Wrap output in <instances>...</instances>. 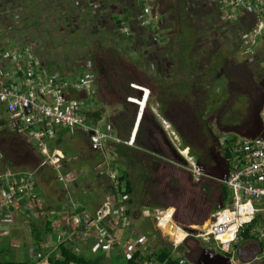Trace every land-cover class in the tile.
I'll list each match as a JSON object with an SVG mask.
<instances>
[{
    "label": "crops",
    "instance_id": "0c3cea01",
    "mask_svg": "<svg viewBox=\"0 0 264 264\" xmlns=\"http://www.w3.org/2000/svg\"><path fill=\"white\" fill-rule=\"evenodd\" d=\"M77 1L97 2V0ZM208 1L210 2L211 0ZM1 2H3V0H0V3ZM9 2L11 3V1ZM138 2L142 3L141 0H106L101 4L98 1L99 8L97 9V11H95V13L98 14V20L100 23H102V19L104 20V23H102L103 25L110 24L114 21L116 26L115 20H122L123 24L126 27V32L131 34L129 37H136L138 35H142L143 32L147 33L150 30L153 34L152 31H155L153 29L154 24H148L149 16L146 12L145 14L142 12V8L139 7ZM211 2L212 4H210L212 6H215L220 10V14L223 20L228 25L234 26V29L237 28L241 21H252L254 17H258L263 21L260 22V20L257 19V23L260 22L259 25L262 23V30L260 31V33H264V12L261 15H257L252 11L240 10L237 12L239 13V17L237 19H233L231 16L227 15H231L233 13L232 9H228L226 5H219L216 1ZM13 3H19L20 7L17 9L13 8V11L16 13L17 17L19 16L20 18H22L24 16V11H22L23 9H21V1L13 0ZM100 5L103 6L101 7ZM10 6L11 5H8L7 7L10 8ZM85 9L86 10L81 11L79 17H90L91 15H93L94 8L86 7ZM225 12L227 14H225ZM259 25L257 24V26L251 33L258 29ZM15 27H17V25L12 19V14H6V12H2V9L0 8V65L6 71L9 70V67L12 68V71L10 73L4 72V82H15L20 84L22 82V79L28 75L27 72H25L26 62L22 54L31 45L28 39L30 37L29 33L32 32V30L26 29L24 26H22L20 30H17ZM158 28L160 29V27ZM250 38L251 37H249V39L243 43V46L244 44L251 42L250 45H253L250 46L252 49V54H254L255 52L258 54H262L261 51L263 50L264 43L262 50L258 51V38L256 40H252V38ZM39 45L42 48L44 47L45 42L41 40ZM169 48L170 46L168 47V45H166L164 47V51L165 49ZM252 54L251 59H247L249 62L248 64H253L252 61L254 59V55L252 56ZM36 57V61L38 62L37 64L40 65L41 68L46 69V66L49 67V69L54 68L44 61V57H42V55ZM15 58L17 60L15 63H13V60ZM208 63L210 64V62ZM152 67L149 66V69H153ZM79 70L81 75L83 70L82 68H80ZM57 71L62 74L60 75L61 77H72L73 81H76V78H74L71 74L67 75L62 70ZM170 93L166 95L167 98L175 97L177 99H181L186 95ZM188 94L191 95V93ZM70 98H75L76 100L85 102L91 107V111L96 108H101L103 111L105 110L98 99L97 101H95V99L91 98V96L85 91L71 92ZM87 99H89L90 101H87ZM146 111L148 113L147 115L144 114L145 117H143L145 121L143 132H140V135L136 137V140L132 145L128 144L130 148H136L130 151L131 155L136 159L134 161L130 159L129 166H127V169H129L130 181L134 189V193L131 196H126L120 192L118 186L119 182L116 184V181L114 180V173L118 178L119 168L124 167V165L122 164L124 161L123 157L117 155L118 161L121 163L120 166L117 165L118 167H113L114 170H104V168L107 166L108 157L105 156V158L102 159L99 155L102 152L92 150L90 139L87 134L81 131H77L75 133L66 132L64 128H58L55 136L52 137L48 143L53 160V163H49L46 156L40 152L36 144L33 143L26 134H24L20 130L11 128L9 122V114L6 111V107L0 104V144L5 146L9 145V138L21 139L22 141L33 147V149L37 153L35 158L39 159V163L42 162L40 165L38 164L39 168L35 172H32L30 170L13 171L7 168V162L4 160L3 156L0 155V172H18L23 174L34 173L35 187L33 188V194H31L30 197L25 196L20 197L18 200L14 199V204H12L9 208L0 210V228L5 229L3 230V232H1L2 235L9 234L12 230H16L17 227L20 230L25 227L27 228L28 236H31V243L30 241L26 242L22 239L18 242L17 245H13L11 240V244L13 246H16L15 248L20 247L22 249L21 253H24L23 256L27 257L32 262H35L34 259H38L37 264L39 263V260L43 258V263L45 264L49 262V259L59 257V254L57 253L60 244L68 243L70 239H81L88 241L90 240L89 242L92 243L91 245L97 243L98 253L92 254L91 257L104 256L105 258H109L105 256V251H103L100 239V237L103 236L107 238L108 235H110L114 239V244L112 246V248H114L112 249V251L116 248V246H118V249H115V253H120V251L125 250V248L127 247L126 245H128L130 246L129 250L132 253V256L139 251L142 252L141 254L143 256L153 255L158 249L154 253H150L148 250L150 246L139 240V235H144V233H142L135 227V221H137L140 227L144 228L145 226H150L149 223L144 220L147 218L152 223V226H154V213L160 211L163 208L158 207L161 204H149L145 197L148 198L149 195L155 194L157 195L158 200L159 197L160 199L162 198L164 200H168V198L171 197L163 191V187H161L160 185L161 182H156L154 184L155 187L151 189V192L145 194L148 183L146 182L145 184H143L142 179L144 178V175L145 177L149 175L148 168L150 166V163H152V161L156 157H159L164 161L158 167L156 172V176L159 179L161 175H163V172L167 170V155L168 148L170 147L176 157L175 162L172 163H174L176 166L174 169L169 170L172 172L171 174L173 178H179V169H186V166H184L186 164V160L184 158V154L181 151L188 150L190 154L194 156L195 160L204 168L205 172L207 173L205 176L211 177L213 179H222L223 176H226L228 173L230 174V168L232 167V164L230 163L228 156L224 152V144L221 143L220 138L223 135L227 134L232 136L241 135L247 138H254V136H258L261 133L262 123L261 125L259 124L256 128H253L250 131L246 128H243L242 126V129L235 131L232 130L233 132L225 131L224 133H220L219 131H217V133H214V129L218 128L219 125L217 127L214 126L215 128L212 127V133H210L211 131L207 133L208 136H206V144L208 141H215L219 149V154L215 155L213 152H211L210 146L209 150H207L209 153L208 156L210 157V160H208L212 161L210 165L205 162L208 161L204 154L205 148L199 150L200 152H198L196 150L197 148L185 139L184 134L177 127H172L169 139H166L157 130H155L154 133V124L161 125L162 123L164 128L167 126L164 123L167 120L164 119L162 113L160 112L159 100L155 102H148ZM149 115L151 116V120L147 121V117H149ZM108 120V115H104V119L100 121L99 125L101 127H111ZM244 123L247 124L248 122ZM231 125L232 128H237L240 126L236 123H233ZM111 130L113 133L117 134L114 129L111 128ZM203 131L205 132V129ZM66 140L68 141V144L65 142ZM63 142H65L67 146L72 145L76 147V150L71 152V154H67L64 149L60 148L63 145ZM84 143L87 144L88 149L92 150L93 152L84 156L81 153L79 156L73 155L76 153V151H79L80 144L83 145ZM136 143H139L142 148L135 146ZM185 145H187L186 148ZM216 145L215 149L217 151ZM150 147L158 148L159 152L156 153L154 150H150ZM208 147L209 146H207V148ZM101 155L104 156L103 154ZM218 157L219 159H217ZM220 158H223L222 161H220ZM142 159H144V163L146 166L144 173H142V170L138 169L141 166ZM37 160L33 161L36 162ZM60 162V168H62L63 170H60L59 167L56 166V164ZM3 166H6V168H3ZM85 167H88L90 171L87 172L85 170ZM210 168H213L212 172H210ZM26 169H30V167ZM86 173H93L95 175V180L91 181L93 178L91 175L88 177H84ZM2 175L3 174H0L1 177ZM60 177L67 178V181H62ZM223 184H225L224 181H222L221 186ZM115 189L116 192L114 191ZM6 190H8L7 182L4 181V178H0V199L3 198L4 192ZM92 194H94L95 197H91ZM219 196L222 200L221 204L219 205L220 208L224 204L223 196L220 192ZM261 205H264V201ZM123 206H126L128 208V211L125 212ZM152 210L153 212H151ZM174 210L176 219L177 208H174ZM148 212L151 213L148 214ZM186 216L187 213L182 214V217ZM16 217L20 220L17 225L15 223ZM77 217L80 218V222L76 219ZM258 218L261 220L260 222H264V210H261L259 212ZM44 219L47 220L45 224L43 223ZM173 224L175 225V227H178V225H180L178 221L173 222ZM34 225L37 226L38 232L43 234V241L41 243H38L34 237L35 234L32 229ZM47 225H50V227L52 226V231L48 234H44ZM178 232L179 230L177 229L173 231V241L176 240V235ZM43 244L44 246L45 244H48L49 247L44 248ZM166 245L170 247L169 242H167ZM235 246H238L236 248L237 250L240 246H247V250H244V252H250L254 249L258 251L261 246L262 253H264V246L256 239L244 240L241 237L238 243H235ZM3 247L4 245L0 244V252L4 251ZM181 247L179 251L181 250ZM99 248L102 249L103 255L99 254ZM48 249L51 251H49ZM27 251L29 252V254ZM48 251L50 252V254L48 253ZM8 253L9 251H7L5 255H8ZM121 255H123V252H121ZM259 257L252 264H264V254H261ZM108 260V264H111L110 259ZM105 264H107V262ZM143 264H153V262L146 260Z\"/></svg>",
    "mask_w": 264,
    "mask_h": 264
},
{
    "label": "trees",
    "instance_id": "16d2710c",
    "mask_svg": "<svg viewBox=\"0 0 264 264\" xmlns=\"http://www.w3.org/2000/svg\"><path fill=\"white\" fill-rule=\"evenodd\" d=\"M20 1L22 3L21 9L24 11L22 18L17 17L13 11V8L17 9L20 7L19 3H13V0H3L0 3V8L2 12L5 11L6 14H12V19L17 25L15 27L17 30H20L22 26L32 30L29 33L30 37L28 39L31 45L26 51H31L34 55L36 54L35 56L42 55L44 61L48 65H51V67H54L53 69H49L46 66V70L59 76L62 74L57 71L59 70L58 66L65 63V60H70V63L64 66L66 68L64 72L67 75L71 74L74 78H77L76 75L80 73L79 69L81 67H92L96 76L95 86L98 90L99 102L103 103L100 98L101 92L104 98L122 106V109L116 115H112L111 118L109 117L111 128L114 129L118 136L121 133L120 137L122 140L134 143L136 137L140 135V132H143L145 125L143 118L145 117V106L142 102L144 99L143 94L141 95V92L135 88V83L132 82L131 69L125 64V54L129 51L140 53L143 50L141 56H145L147 59L144 60L145 65L148 63L150 65L152 63L151 61H155L160 65L156 67L158 70L156 77L162 76V73L165 71L167 75L171 76L173 65L169 64L167 58L172 60V62H175V59L174 57L165 55L163 45L157 46L155 40H158V34H152L151 30L147 34L145 33L146 35L142 37H146L147 39L144 41L145 45H143L142 43L134 42V37H129L131 34L125 32L126 27L122 20H115L116 26L114 28L103 25L99 22L98 14L95 11L99 8L98 1L101 4L106 0H97V2H79L77 0ZM138 3L139 7L142 8V12L145 14V3ZM174 3L166 11H161V23L159 27L162 31L175 30L177 28L173 33L176 34L178 45L182 49L178 55L181 59H185L186 64L184 65L189 72L188 75H191L194 80L192 82L184 81L178 84L177 88L172 89V93H169L175 94V90L177 89L181 91L189 88L195 91L200 84L197 78L210 71V75L208 76H212V81L216 80L211 86L210 81L205 90L208 93V90L216 84V87L220 89V93L218 100L217 95L208 99L209 104L213 100H216L214 102H225L224 100L228 97L229 90L230 94L234 91L238 92V99L240 98V100L248 98L253 101L254 110L260 112L263 109L264 103V47L263 50L261 49L262 54L256 52L252 54V56L254 55L253 61L251 60L252 65H248V61L247 63H239L240 61L235 57V53L242 49L243 43L249 39V33L259 24L257 23V19L260 20V18L254 17L252 21H241L237 28L234 29V26L228 25L223 20L220 10L212 6L211 1L175 0ZM8 5H11L10 8L7 7ZM85 6L94 8L93 15L90 17H79L81 11L86 10ZM100 6L102 7L103 5ZM174 16L176 18H173ZM185 39H188V41H184ZM41 40L45 42L42 48L39 45ZM222 45L223 47L228 45L226 53L220 52ZM190 51L193 52V57L190 55ZM230 54L235 58L237 63L229 58ZM194 56H198V58L194 59ZM208 61H212V64L209 70L206 71L205 68ZM227 65L232 67L233 72L243 67L248 68L247 74H250L251 78L250 82H247V87L241 89L240 84L235 83L236 80L234 78H232L230 85L226 84L227 79L222 74V71ZM220 75L222 79H220ZM257 89H260L263 94L261 98L256 97L255 91ZM257 100H259L258 104L256 103ZM243 103L249 104L247 101H243ZM214 105L216 106L215 103ZM87 116L88 121L98 124L104 119V111L101 108H96L92 110V113H88ZM240 119L243 120V116L235 117L232 120L241 122ZM65 131L70 132L66 128ZM135 146L142 148L139 143H136ZM109 147L115 148V153L124 158L122 163L124 167L119 168L118 171V186L123 195L131 196L134 193V189L130 181L127 166H129L130 159L133 161L136 159L130 152L136 148H130L129 145L124 143H110ZM229 155V157H233L231 153ZM163 162L159 157H156L150 163L148 168L149 175L146 177L144 175L142 179L143 184L148 183L145 194L151 192L153 188L151 185H153L156 179L157 169ZM138 169L142 170V173L145 172L146 166L144 159H142L141 166ZM212 187L214 185L202 183L201 188L206 197H209V192ZM114 191L116 192V189ZM218 192L223 196L224 205L228 201H231L229 199L231 192L225 184L219 187ZM218 210L219 206L216 207V211ZM260 221L258 218L252 224L246 226L240 234L241 237L244 240L256 239L252 230ZM33 228L36 229L34 232L36 241L41 243L43 241V234L38 232L37 226L34 225ZM51 231L52 226L47 225L44 234H48ZM161 242L163 243L162 248L158 249L153 255L143 256L141 254L142 252L139 251L125 263L120 264H143L146 260L153 262V264H190L186 258L175 256L172 248L167 246L165 242ZM5 254L0 257V264H32V261L28 258L25 261H19ZM57 254H59V257L49 259V262L45 264H105L109 262L104 256L87 257L84 254H77L75 250L69 247L68 243L60 244ZM38 264H44L43 258L39 260Z\"/></svg>",
    "mask_w": 264,
    "mask_h": 264
},
{
    "label": "built area",
    "instance_id": "2783aa9c",
    "mask_svg": "<svg viewBox=\"0 0 264 264\" xmlns=\"http://www.w3.org/2000/svg\"><path fill=\"white\" fill-rule=\"evenodd\" d=\"M141 1L145 3L146 13L149 16L148 24L159 22L160 14L158 9L153 6L154 0ZM211 1H216L219 5H226L228 9H232L231 15L226 12L225 14L233 19L239 17L237 12L240 10L252 11L257 15L264 12V0ZM261 24H258V29L254 31L259 36L262 30ZM22 55L25 58V72L28 75L22 79L20 84L4 82V72L10 73L12 68L9 67V70L6 71L0 65V104L6 107L11 128L26 134L36 144L40 152L46 156L49 163H53V160L48 143L55 136L58 128L69 129L71 133L81 131L87 134L94 151L103 152L108 143L133 144L122 140L112 132L111 127H109L110 129L101 127L100 123L94 124L88 121L87 114L92 113L91 107L83 101L70 98L71 92L85 91L97 101L96 76L92 67H83L82 74L76 75V81H73L72 77H61L41 68L37 64L36 56L31 51H24ZM16 60L15 58L13 63ZM164 123L169 126L166 121ZM220 141L224 144V152L232 164L230 174L224 181L231 191V201L220 207L213 215L209 226L191 229L182 228L178 225V228L185 233V237L180 241L174 240L170 243L175 256L178 255V250L189 237L199 239L203 243L213 239L218 243L222 252L233 256L237 252L238 246H235V243L240 240L242 230L256 221L259 212L264 210V205H261L264 201V118H262L261 133L258 136L247 138L241 135L227 134L223 135ZM181 152L186 160L184 166L194 178L199 180L205 175L204 168L188 150ZM229 153L233 155L232 158L229 157ZM1 174L3 175L0 178H4V181L7 182L8 190L0 199V210L9 208L14 204V199L30 197L33 194L34 173L6 172ZM60 179L67 181L65 177H60ZM114 180L116 184L119 182L115 173ZM123 209L125 212L128 211L126 206H123ZM154 216L157 227L160 229L166 228L170 221L175 222V210L173 208L157 211ZM76 219L79 220L80 218L77 217ZM252 233L256 240L264 245V222H259L253 228ZM138 238L147 245L149 244L145 235L140 234ZM100 239L103 249L111 248L114 244V239L110 235L107 238L105 236L100 237Z\"/></svg>",
    "mask_w": 264,
    "mask_h": 264
},
{
    "label": "rangeland",
    "instance_id": "374dc122",
    "mask_svg": "<svg viewBox=\"0 0 264 264\" xmlns=\"http://www.w3.org/2000/svg\"><path fill=\"white\" fill-rule=\"evenodd\" d=\"M174 1L175 0H154L153 6L156 7V9H158L157 11L160 14V18H161V11L162 10L166 11L168 9V7H171L172 5H174L175 4ZM173 18H176V16H174ZM101 22L104 23V20L102 19ZM153 24H154L153 29L155 31H152V32L154 34H158V40L154 39L155 42L157 43V46H162V45H163V47H165L166 45H168V47L171 46L169 49H165L164 53H165V55H167L169 57H174V59H175V62H172V60L167 58V61L169 62V64L173 65L172 75L171 76L167 75V72L165 71L162 73V76L156 77V75H157L156 73H158V70L156 67L159 64H157L155 61H151L152 63L150 65H149V63L145 65L144 60H147V59L145 58V56H143V57L141 56L143 50H141L140 53H138V52L134 53L133 51H129L128 53L125 54V57H126L125 64L127 67H129L131 69L132 82L135 83V88H137L141 92V95L143 94V97H144L142 102L144 103V106H145V115H147V113H148L146 111V107L148 105V102H151V101L155 102L157 100L163 102L164 100H166L165 96L168 95V93L172 89H176L178 84L183 83L184 81H191L192 82V80H194V78L191 77V75H188L189 72L187 71V68L184 65V64H186L185 59H181L178 55V53L179 54L181 53L182 49L178 45V40H177L176 34L174 35V33H173L177 30V28L175 30H164V31H162V29L158 28L160 24L155 23V22ZM107 26H109V28L114 27L115 26L114 21L111 22L110 24H107ZM253 33L250 32L249 37H251L252 40H256L258 38L257 39V41H258L257 47H259L258 48L259 50L258 49L257 50L261 51V49L263 47V43H264V33L260 34L261 36H259V34L255 35V33L254 34ZM146 34L143 32L142 35H138V36L134 37L133 41L138 42L140 44L142 43L143 45H145L144 41L147 38L146 37L144 38L142 36L146 35ZM124 38H125V36H124ZM184 41H188V39H185ZM250 43L244 44L243 48L240 49L237 53H235L236 59L238 61H240L239 63H243V62L247 63V61H248L247 59H251L252 49L250 46H253V45H250ZM137 46H139V45H137ZM227 48H228V45H225L224 47L222 45L220 52L226 53ZM190 55L193 57L192 51H190ZM197 58H198V56H196V57L194 56V59H197ZM229 58L233 59V61L236 62L235 58L233 56H231V54L229 55ZM72 61L74 63L73 56H72ZM208 62H210V61H208ZM67 63H70V60H65V63L58 66V69L62 70V71L66 70V68L64 66ZM210 64H212V61L210 62ZM152 65L154 66L155 69L152 67ZM149 66L152 67L153 69L150 70ZM67 78H70V77H67ZM210 81H211V83H210V86H211L214 81H212V80H210ZM204 84H206V86H208L207 80L205 82L203 80L201 82V85L199 84L198 88L195 89L194 94L191 93V95H190L188 93H184V94H186L185 95L186 98L183 97L181 99H182V101L183 100L187 101L188 104L185 103V101H184V103H185L184 106L186 109H189V107H190L189 104H193L195 106L197 103H200L201 105H203V107H204L203 113H205L206 119H208L210 126L212 125V127H214V126L217 127L219 124L218 128L214 127L215 128L214 133H217V131H219L220 133H224L225 131L240 130V129H242V126H243V128H252V127L256 128L259 124L261 125L262 118H264V116L262 117V112H263L264 108L260 112H256L254 110L255 107L253 105V101L249 100L248 98H244V99L240 100V98L238 99V97H239L237 94L238 92L234 91V92H232V94H230L229 90H228L229 95H228V97H226V100H224L225 102H223V101L214 102L216 100H213V101H210V104H209L208 99H210L211 97L213 98L214 96L217 95V100L219 99L220 89H218L216 87V84H215L214 87H212L208 90V93L205 91V93L201 94L199 89H202L201 86ZM206 86H205V88H206ZM186 91L191 92L192 88H189ZM100 94H101L100 98L103 101V103L102 102H100V103L103 105V107L105 109L104 110L105 116L108 115V117L111 118L112 115L113 116L116 115V113H118L122 109V106L120 104H118V103L115 104L114 102L110 101L109 99L104 98L102 96L103 93L100 92ZM168 99L172 100L170 102H175V101L179 100L175 97L174 98H168ZM87 101H90V100L87 99ZM243 101H247L249 104L243 103ZM214 103L216 104L217 107L214 105ZM227 116H229V117L231 116L232 119H234L235 117H238V116H243L244 119L243 120L240 119L241 122H239V121L236 122V124L240 125L239 127H237V128L233 127L232 128V125H227L226 123L223 124L224 122H222V117L225 118ZM147 118H148L147 121L151 120L150 115ZM108 121L110 122V120H108ZM217 122H218V124H217ZM233 122H235V121H233ZM244 122H248V123L245 124ZM119 134L121 136V133H119ZM188 139H190L192 141L194 140L191 137ZM65 142L68 144L67 140ZM65 142H63L62 146L60 144V146H61L60 148L64 149V151L67 154H71V152L76 150L75 149L76 147L69 145L71 147L70 148L69 146H67V144ZM186 144H187V142H186ZM207 144H208L207 146H209V147L204 149L205 150L204 154H205L207 160L208 159L210 160V157L208 156L209 153L207 150H209L210 146L212 147V146L216 145V143H215V141H208ZM109 145H110V143H108L106 145V147H105L106 149L104 150V152L101 153L104 156L99 154L102 159H104L105 156L108 157L107 166L104 168V170H107V171L114 170L113 167H118L121 164L118 161V156H117L118 154L115 153V151H114L115 148L109 147ZM186 147H187V145H185V148ZM91 152H93V151L88 149V145L84 143L83 145L80 144L79 151L78 152L76 151V153L73 155L79 156L81 153L84 156V155L90 154ZM217 152L219 154L218 146H217ZM104 153H106V154H104ZM36 154L37 153L33 149V147H31L29 144L22 141L21 139L9 138V145L5 146V145L0 144V155H2L4 160L7 162V164H8L7 168L11 169L13 171L30 170L32 172L33 171L35 172L39 168V165L42 163V162L39 163L38 162L39 159L35 158ZM167 157H168V162L166 163L167 170H165L163 172V175H161V177L159 179L157 178V176H155L156 179H155L153 185H151V186L155 187L154 184L156 182L157 183L161 182L160 185H161V187H163V191L167 195H169L171 198H168V200H164L162 198L160 199V197H159V200H158V197L155 194V195H149L148 198L145 197V199L147 200V202L149 204H151V203L161 204L160 206H158L160 208H171V207L177 208L176 221H178V223L180 224V226L182 228L194 229V228L201 227V226H209V224L211 223V219H212L213 215L217 212L216 207L219 206L221 204V201H222L221 197L219 196V192H218L219 187L222 184V181L220 179H213V178L207 177L205 175L202 176L200 178V180H197L196 178L193 177L192 173L187 168L186 169L185 168L179 169L180 177L179 178H173L172 174H171L172 172L170 170L174 169L176 166L174 163H172V162H175L176 157L174 155V152L170 149V147L168 148ZM217 159H219V157ZM222 159L220 158V161H222ZM33 160H37V161L35 162ZM209 160L205 161V162L207 164L211 165L212 161H209ZM60 165H61V162L56 164V166H58L60 170H63L62 168H60ZM29 167H30V169H26ZM3 168H6V166H3ZM85 170L87 172L90 171L88 167H85ZM0 171H1V169H0ZM90 175L93 177L91 181H94L95 175L93 173H86L84 177H88ZM85 179H88V178H85ZM202 183L211 184L212 186L214 185V187H212L210 192H209V197H206L204 192L202 191V189H201ZM91 197H95L94 194H92ZM151 212H153V210ZM150 213L148 212V214H150ZM184 213H187L186 217H182V214H184ZM133 215H134V211H133ZM144 220H146L150 226H148V227L145 226L144 228H142L138 225L137 221H135V227L137 229H139L142 233H144V235H147L149 237L151 247L148 250L150 253H152V252L154 253L157 249L162 248L163 243L160 241L161 237H159L156 234V232H155L156 229L154 226H152V223L150 222V220H148L147 218ZM19 222H20V220L16 217V222H15L16 225ZM46 222H47V220L44 219L43 223L45 224ZM24 226H26V225H24ZM32 229H33V232L36 231V229H34L33 227H32ZM3 230H5V229L0 228V234H1L0 239L2 238L0 240V244L4 245V247H3L4 251L0 252V257L2 255H4L6 253V251H9L7 256L18 259L19 261H25L27 259V257L23 256L24 253H21L22 249L20 247L15 248L16 246H13V245H17L18 242L22 239H23V241H26V242H29V241H30V243L32 242L31 236H28L27 228L25 227V228H22V230H20L17 227L16 230H14V231L12 230L7 235H2L1 232H3ZM2 236L4 237V239ZM189 239H190V237H189ZM11 240H12L13 245L11 244ZM133 240H134V238H133ZM89 241L88 240H81V239H75V240L70 239L68 241V243H69V247L71 249L75 250L77 253H83L87 257H91L92 254L98 253V251H97V243H94L93 245H91L92 243ZM196 242L201 247L209 248L208 246H210L211 248L215 249L216 251L221 252V249H220L218 243L215 242L213 239L209 242H206V243H203L199 239L190 240V241H188L187 245L182 246L181 250L180 251L178 250V252H177L178 255L186 258L190 264H193V263L190 262V260H189V254H193V248H194V245L196 244ZM126 246L127 247L125 248V250H122V251L119 250L120 253H115V251H116L115 249H118V246H116V248L113 251H112V249L114 247L113 248L111 247L108 249H103V251H105V256L109 257L107 259H110L111 264L125 263L128 260V258L132 256V253L129 250L130 246H128V245H126ZM43 247L48 248L49 245L45 244V246H44V244H43ZM198 249H200V248L197 247L196 252L198 251ZM49 251H51V250H49ZM49 251H48V253L50 254ZM103 251L101 248H99V254L100 255L103 253ZM121 252H123V255H121ZM28 254H29V252H28ZM34 261L35 262H32V264H37L38 259H34Z\"/></svg>",
    "mask_w": 264,
    "mask_h": 264
},
{
    "label": "flooded vegetation",
    "instance_id": "af4514ba",
    "mask_svg": "<svg viewBox=\"0 0 264 264\" xmlns=\"http://www.w3.org/2000/svg\"><path fill=\"white\" fill-rule=\"evenodd\" d=\"M153 23V22H152ZM156 23V22H155ZM158 24L161 23V18L159 19V22H157ZM211 64H207L206 66V71L209 70V68ZM248 65H252V64H248ZM153 66V65H152ZM154 68V66H153ZM232 67L227 65V67H225L222 71V74L224 75V77L227 79V85H230L232 83V78H234L236 80L235 83L240 84L241 89H243L244 87H247V82H250V74H247L248 68L247 67H243L242 69H238L235 70L233 72V70L231 69ZM155 69V68H154ZM210 71L206 72L207 74L200 76L197 78L198 83L201 84V82L204 80V82L207 80V84L210 82L211 77L208 76ZM220 79L222 78V76H219ZM214 78V77H213ZM216 80V79H215ZM215 80L214 83H215ZM205 86L206 84L202 85L200 90V93L203 94L205 93ZM177 88V87H176ZM171 92V91H170ZM175 93H178V95H185L184 93H195L193 90L191 92H187L185 89L179 91L178 89L175 90ZM256 97L261 98L263 96L262 92L260 91V89H257L255 91ZM255 97V98H256ZM186 98V97H185ZM163 102L159 101V107H160V112L162 113V116L164 117L165 120H167V122H169V126H166V130L163 127V124H154L153 129H154V133L155 130H157L159 133H161L166 139H169L170 135H171V129L172 127H177L185 136V139L187 141H189L193 146H195L198 152H200L199 150H202L204 148H207V144H206V136L208 132L212 133V125L210 126V123L208 121V119H206L205 113H203L204 111V107L203 105H201L200 103H197L195 106L193 104H189V109H186L184 104L187 103L186 100L179 99L175 102H170L172 100H169L166 96ZM185 101V103H184ZM257 104L259 103V100H257L256 102ZM188 104V103H187ZM264 108V103H263V107ZM222 122H224L223 124H227V125H231L233 123L232 117L227 116V117H222ZM219 125V124H218ZM205 129V132L203 131ZM247 130H251L252 128H246ZM167 132V134H166ZM168 136V137H167ZM120 137V136H119ZM193 138L194 140H190L188 138ZM121 138V137H120ZM150 150H154L156 153H158V148L156 147H150ZM171 149V148H170ZM211 151L215 154L218 155L216 149H215V145L211 147ZM156 157V156H155ZM210 172L213 171V168L209 169ZM195 238H190L188 241L190 240H194ZM188 241L186 242V245L188 243ZM201 248V246H199L196 242V244L194 245L193 248V253H197L196 252V248ZM210 249V246H208ZM203 248H207V247H203ZM244 250H247V246L244 247ZM237 253V252H236ZM233 255V259H234V263L235 264H243L239 261L237 254ZM225 254V253H224ZM180 256V255H177Z\"/></svg>",
    "mask_w": 264,
    "mask_h": 264
},
{
    "label": "water",
    "instance_id": "95a60500",
    "mask_svg": "<svg viewBox=\"0 0 264 264\" xmlns=\"http://www.w3.org/2000/svg\"><path fill=\"white\" fill-rule=\"evenodd\" d=\"M228 176H229V173L226 176H223V178L220 180L226 181ZM169 228L170 229L168 232H164V233L161 232V233H162V237L167 242L171 243L173 241L172 234H173V231L176 230V227L174 224H171ZM236 254L241 263L252 264L262 254V248L260 246V249L258 251L254 249L250 252H244V247L240 246ZM189 260L193 264H235L233 256L224 254L222 252H218L215 249L203 248V247L198 249L197 253L189 254Z\"/></svg>",
    "mask_w": 264,
    "mask_h": 264
},
{
    "label": "clouds",
    "instance_id": "9594fccd",
    "mask_svg": "<svg viewBox=\"0 0 264 264\" xmlns=\"http://www.w3.org/2000/svg\"><path fill=\"white\" fill-rule=\"evenodd\" d=\"M154 23V22H153ZM167 122V121H166ZM168 123V122H167ZM207 173L205 172V175H206ZM171 208H173V207H171ZM167 209H170V208H163V209H161L160 211H166ZM174 209V208H173ZM154 215H155V213H154ZM154 220H155V216H154ZM175 221H176V219H175ZM171 224H173V221H170V223H169V225L166 227V228H158L157 227V224H156V220L154 221V227H155V232H156V234L159 236V237H161L162 236V233L161 232H168L169 231V226L171 225ZM176 229L177 230H180L178 227H176ZM147 238H148V241H149V244H148V246H150L151 247V244H150V239H149V237L147 236V235H145ZM190 238H192V237H190ZM160 241H163V242H165V243H167V241L163 238V237H161V240ZM187 242V241H186ZM186 242L182 245V246H184V245H186Z\"/></svg>",
    "mask_w": 264,
    "mask_h": 264
},
{
    "label": "bare ground",
    "instance_id": "6f19581e",
    "mask_svg": "<svg viewBox=\"0 0 264 264\" xmlns=\"http://www.w3.org/2000/svg\"><path fill=\"white\" fill-rule=\"evenodd\" d=\"M185 237V233L183 232V230H179V232L176 235V240L180 241L181 239H183Z\"/></svg>",
    "mask_w": 264,
    "mask_h": 264
}]
</instances>
